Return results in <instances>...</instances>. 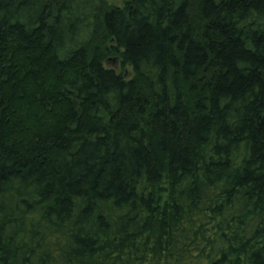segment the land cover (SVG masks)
<instances>
[{"label": "trees", "instance_id": "trees-1", "mask_svg": "<svg viewBox=\"0 0 264 264\" xmlns=\"http://www.w3.org/2000/svg\"><path fill=\"white\" fill-rule=\"evenodd\" d=\"M0 264H264V0H0Z\"/></svg>", "mask_w": 264, "mask_h": 264}, {"label": "rangeland", "instance_id": "rangeland-1", "mask_svg": "<svg viewBox=\"0 0 264 264\" xmlns=\"http://www.w3.org/2000/svg\"><path fill=\"white\" fill-rule=\"evenodd\" d=\"M124 0H107V5L108 6H113V5H122ZM107 66H112L115 67L118 71L121 69L120 64L117 65H112L110 63L107 64Z\"/></svg>", "mask_w": 264, "mask_h": 264}]
</instances>
